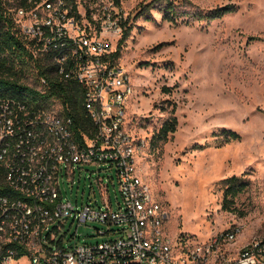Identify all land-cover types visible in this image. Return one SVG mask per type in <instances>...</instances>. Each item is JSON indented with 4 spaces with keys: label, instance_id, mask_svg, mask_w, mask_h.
<instances>
[{
    "label": "rangeland",
    "instance_id": "obj_1",
    "mask_svg": "<svg viewBox=\"0 0 264 264\" xmlns=\"http://www.w3.org/2000/svg\"><path fill=\"white\" fill-rule=\"evenodd\" d=\"M7 1L14 18L17 3ZM118 1L119 6L113 0H75L79 17L92 22L91 28L109 13L121 15V22L130 27L122 44L121 36H107L119 47L116 61L134 86L127 107L129 130L148 141L137 170L167 214L166 232L204 241L237 228L234 242L221 247L230 255L253 241L264 242V0H172L178 5L175 24L162 18L158 3L140 13V5L153 0ZM229 4L235 10L220 18H196ZM33 75L35 71L23 70L21 80L40 88ZM49 75L54 78L52 70ZM52 109L61 107L55 103ZM172 109L176 131L161 147L151 148L150 138ZM223 131H234L238 138L228 139ZM91 170H97L96 165H76L73 177L63 171V201L103 205L96 183L86 177ZM231 176L245 181L246 187L234 198V210H225V179ZM113 184L110 180L109 198L116 209L115 177ZM76 225L70 221L64 227L68 243H73V235L80 244L109 238L96 233L107 229L106 224ZM13 264L28 262L21 257Z\"/></svg>",
    "mask_w": 264,
    "mask_h": 264
},
{
    "label": "built area",
    "instance_id": "obj_2",
    "mask_svg": "<svg viewBox=\"0 0 264 264\" xmlns=\"http://www.w3.org/2000/svg\"><path fill=\"white\" fill-rule=\"evenodd\" d=\"M14 20L33 56L49 58L54 78L82 88L91 136L81 133L76 139L72 120L58 111L0 96V264L15 263L19 249L28 264H264L262 241L236 255L222 251L234 242L237 228L204 241L166 232L167 214L137 170L148 141L129 130L134 86L111 58L115 47L107 35L121 36V15L109 13L91 28L89 20L70 15L65 0H41L29 10L16 8ZM44 84L40 77L38 89ZM90 164L97 170L86 177L96 183L103 205L63 201V171L73 177L76 165ZM114 177L116 209L109 198ZM70 221L76 229L88 222L106 224L96 233L109 238L80 244L73 235L68 243L64 227Z\"/></svg>",
    "mask_w": 264,
    "mask_h": 264
},
{
    "label": "trees",
    "instance_id": "obj_3",
    "mask_svg": "<svg viewBox=\"0 0 264 264\" xmlns=\"http://www.w3.org/2000/svg\"><path fill=\"white\" fill-rule=\"evenodd\" d=\"M17 8L29 10L35 7L41 0H15ZM7 0H0V96L14 98L26 102L29 106L44 109H52L55 103H58L61 109L60 115L72 120V126L75 137L81 140L80 134L91 136V124L85 116L82 107V88L75 82L62 83L49 75L53 70V65H49V59L46 56L34 57L30 51L28 41L25 40L20 32L18 24L8 12ZM70 15L79 17L75 0H65ZM116 6H119L118 0H113ZM161 4L163 10L162 18L169 23L175 24L178 19V5L172 0H153L148 4L140 5V13L149 11L156 4ZM235 10L234 5H224L204 14H196L197 19H206L207 21L222 17L226 13ZM122 34L119 44H122L128 37L130 27H126V21L121 23ZM119 47L112 53L111 58L117 60ZM35 71L34 80L39 85V78L44 77L46 84L42 85L41 90L37 87L26 84L21 80L23 70ZM162 91H168L163 88ZM177 119L172 115L165 120L156 133L150 138L151 148H159L169 139V135L176 131ZM228 139L238 138L234 131H223ZM246 182L236 176L225 179V189L223 192L222 208L225 210H234L232 205L234 198L245 190ZM23 255V249H19L16 256L19 259Z\"/></svg>",
    "mask_w": 264,
    "mask_h": 264
}]
</instances>
